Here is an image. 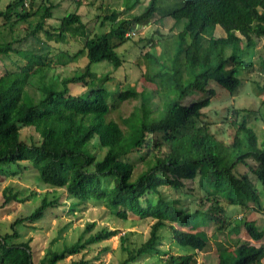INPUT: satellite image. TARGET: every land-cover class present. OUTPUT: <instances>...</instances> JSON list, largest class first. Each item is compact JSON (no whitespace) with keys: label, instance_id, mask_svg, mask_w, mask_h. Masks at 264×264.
<instances>
[{"label":"trees","instance_id":"obj_1","mask_svg":"<svg viewBox=\"0 0 264 264\" xmlns=\"http://www.w3.org/2000/svg\"><path fill=\"white\" fill-rule=\"evenodd\" d=\"M74 1L77 7L84 2ZM140 3L133 0L123 10L109 11L103 18L111 27L100 34H93L77 11L63 15L56 24L47 22L54 9L49 0H40L38 7L44 10L35 23L30 22L35 0H9L0 8V57L14 52L24 61L17 69L5 67L0 74V174L8 175L4 167H20V162L27 161L42 182L63 187L76 203H101L120 219H127L128 213L152 219L149 234L139 245L127 247L125 234L120 236L126 253L121 264L159 253L166 228L174 244L186 253L168 254L163 264H196V252L209 250L210 242L203 230L195 229L207 221L221 234L232 236L243 228L250 239L264 241V232L254 220L242 216L236 220L228 211L233 205L241 210L263 207L264 143L258 145L255 131L246 119H238L237 110L229 115V140L224 142L211 132L202 111L215 95L209 87L211 79L217 78L231 93L237 91L238 50L254 45V37H264V0L174 1L165 15L180 28L170 44L157 52L156 41L141 40L150 46L142 56L143 76L156 85L158 102L154 106L135 86L117 85L114 91L108 90L104 86L108 73L98 79L91 71L92 63L103 60L115 69L120 67L123 60L116 50L133 41L129 32L158 21L159 0H148L140 11L131 13ZM218 27L223 31L219 36ZM69 36L82 38L83 46L74 52L57 46ZM25 41L41 47H13ZM54 45L58 48L52 51ZM84 55L87 63L82 69L40 86L38 100L28 93L27 86L44 67L66 65ZM244 65L251 67L252 63ZM222 71L227 73L222 76ZM94 81L97 83L90 84ZM254 83L258 94L264 91V85ZM70 84H80L85 90L73 94ZM192 90H201L206 97L185 105L182 100ZM133 99L138 103L121 119L126 128L107 119L117 109V102ZM22 127H32L40 139L24 141ZM93 139L105 148L101 158L90 150ZM187 183L197 184L201 190L192 210L161 191L162 187L184 188ZM2 197L0 207L26 200L11 187L3 188ZM58 204V198L44 196L29 215L10 222L9 231L0 234V264H34L30 239L17 242L16 227L37 222ZM93 225L88 224L71 244L49 252L40 264H58L67 257L69 264H89L85 255L91 246L117 234L116 229L104 227L85 237ZM107 250L105 246L98 252ZM216 252V264H264V242L255 246L237 240L231 249L217 248ZM78 254L79 258H73Z\"/></svg>","mask_w":264,"mask_h":264},{"label":"rangeland","instance_id":"obj_2","mask_svg":"<svg viewBox=\"0 0 264 264\" xmlns=\"http://www.w3.org/2000/svg\"><path fill=\"white\" fill-rule=\"evenodd\" d=\"M9 0H1L0 8L5 6ZM133 0H84L82 5L76 6L74 0H49V3L54 5L53 17L47 22L56 24L59 19L69 13L77 11L86 23L88 29L93 34H100L110 29L111 23L105 21L103 16L108 14L112 9L123 10L128 4L131 5ZM140 5H137L130 12L140 11L141 8L148 2V0H140ZM182 2L183 0H159V6L156 17L158 21H153L149 25L143 26L136 30L135 35H132L133 41H126L117 48L118 54L122 56V64L115 69L108 61L103 60L91 64V71L96 73L98 79L107 74L110 76L106 79L104 86L110 91H114L116 86L132 85L136 89L142 90L143 97H147L148 104L154 106L158 102L155 94L156 85L146 81L143 76L145 71L143 54L150 50L146 41L141 43V40L152 38L157 42L156 51L159 52L165 46H168L173 37L178 32L180 25L173 26V20L165 15L173 2ZM40 0H35V15L30 19L31 23H35L44 7L40 8L38 5ZM170 11V10H169ZM124 14H122L123 16ZM165 15V16H164ZM121 16V15H120ZM103 22V23H102ZM25 25V23H24ZM16 29H19L17 27ZM13 33V32H12ZM15 31L13 35H16ZM223 34L220 27L216 30V35ZM143 38V39H141ZM140 39V40H139ZM36 47L40 49V45L25 41L22 44L15 43L14 48L20 47L23 50ZM61 49L68 51H76L83 46L82 38H74L69 36L64 42L59 43ZM53 46L52 51L58 47ZM47 48V47H46ZM52 48V46H51ZM50 49V48H49ZM48 50V49H46ZM46 50H42L46 52ZM171 53V51H170ZM237 61L240 65H236V76L240 79V85L235 93H231L223 88L218 82L217 78L210 80L209 87L215 92L211 98L210 104L204 107L202 111L205 115V121L209 122L211 132L217 138L224 142L229 140V115L233 110L238 111V119H246L247 125L255 131L258 137V145L264 143V91L258 94L255 81L264 85V67L260 69L264 62V37H254V45L249 48H240L238 50ZM250 61L251 67H245L244 62ZM24 61L19 58L14 52L9 55L0 57V74L5 67L8 69H17ZM87 63L86 56H81L74 62L66 65L55 63L51 66L44 67L41 72L36 74L31 83L27 86L28 93L35 99L41 96L39 87L47 84L51 79H60L61 77L71 76L77 69H82ZM227 71H222L224 76ZM254 81V82H253ZM97 83V81L90 82V84ZM69 88L73 94H78L85 90L80 84H70ZM206 97V93L201 90H192L182 102L185 105H190L193 102L200 101ZM112 96L108 97V101L112 102ZM138 103L137 100H125L117 102V109L112 110L107 115V119H114L119 122L122 128H126V124L122 122V118L128 116L132 111L134 105ZM124 124V126L122 125ZM128 124L130 122H127ZM20 137L28 143L37 142L40 138L38 133L32 127H22ZM90 150L101 158L105 152V148L100 147L97 140L93 139L90 145ZM20 167L12 165L4 167L8 175L0 174V203L3 201L2 191L4 187H11L14 191L19 193L20 197L26 198L25 201L19 203L11 201L4 207H0V234L9 231V224L15 218H20L29 215L35 207L40 203L42 197L58 198L59 203L54 208H49L44 216L34 223H24L17 225L19 236L16 238L17 242H23L30 239L31 256L34 264H40L41 259L49 252L59 250L64 245H69L78 239L80 234L88 224L93 223L91 231L85 233L87 237L90 233L100 230L101 228L116 229L117 234L104 240L98 244L91 246V250L86 253L85 258L90 260L89 264H121L126 257L120 241V236L125 237V246L135 247L144 241L148 234L150 225L153 220L150 218H140L128 213L127 219H120L112 214L103 204L93 201L76 203L75 199L70 197L67 191L62 187H54L45 184L39 178L37 170L30 165L29 162H20ZM194 186V187H191ZM192 188V189H191ZM162 193L167 198H178L180 202L189 210L195 209L198 204V198L201 196V190L196 185L187 183L184 188L162 187ZM263 207L261 209L241 210L239 205H233L228 208L231 217H246L249 220H254L259 229L264 232V195L261 197ZM250 206L253 203H249ZM241 210V211H238ZM58 216V217H57ZM237 220V218H236ZM215 224L207 221L204 225L195 230H203L209 237L210 248L207 251L196 252V264H216L217 262V248L231 249L237 240L249 241L250 244L258 246L261 241L250 239L247 232L241 228L239 233L228 236L226 233L221 234L216 231ZM168 228L162 230V239L158 245L159 253L153 252L145 255L133 264H163V260L168 254H183L186 253L184 249L179 248L177 244L171 239ZM195 231L194 229H189ZM107 246L106 252L100 253L99 250ZM97 257L95 258V256ZM78 254L73 258H79ZM72 258V259H73ZM70 257L65 258L58 264H69ZM264 262V258L262 260Z\"/></svg>","mask_w":264,"mask_h":264},{"label":"built area","instance_id":"obj_3","mask_svg":"<svg viewBox=\"0 0 264 264\" xmlns=\"http://www.w3.org/2000/svg\"><path fill=\"white\" fill-rule=\"evenodd\" d=\"M135 32H136L135 30H132V31L129 32L128 35H131V36H132V35H135Z\"/></svg>","mask_w":264,"mask_h":264}]
</instances>
